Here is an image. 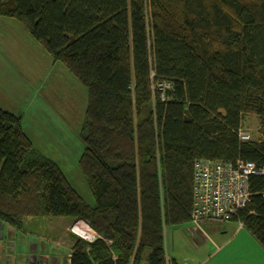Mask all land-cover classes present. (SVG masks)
I'll return each mask as SVG.
<instances>
[{"label":"trees","instance_id":"16d2710c","mask_svg":"<svg viewBox=\"0 0 264 264\" xmlns=\"http://www.w3.org/2000/svg\"><path fill=\"white\" fill-rule=\"evenodd\" d=\"M0 16L88 89L79 163L93 206L0 107V222L85 221L99 236L73 233L69 264H168L164 227L190 221L194 159L264 166V0H0ZM247 114L256 140L238 136ZM249 181L233 220L264 248V175Z\"/></svg>","mask_w":264,"mask_h":264},{"label":"rangeland","instance_id":"374dc122","mask_svg":"<svg viewBox=\"0 0 264 264\" xmlns=\"http://www.w3.org/2000/svg\"><path fill=\"white\" fill-rule=\"evenodd\" d=\"M87 106L88 89L69 68L54 60L20 20L0 16V107L20 116L21 128L34 148L53 160L86 204L93 206L79 163ZM242 122L250 138L258 139L257 117L247 114ZM73 223L68 216H30L20 229L9 230V224L0 227V264H68L74 230L80 236L89 232L86 225L80 231V221L73 230ZM213 225L218 229L205 227L204 233L196 232L203 225L195 229L190 222L166 225L167 263L174 259L177 264H264L259 248L246 240L262 246L247 229L239 228V221ZM223 225L226 232L219 228ZM146 255L142 264L147 263Z\"/></svg>","mask_w":264,"mask_h":264},{"label":"built area","instance_id":"2783aa9c","mask_svg":"<svg viewBox=\"0 0 264 264\" xmlns=\"http://www.w3.org/2000/svg\"><path fill=\"white\" fill-rule=\"evenodd\" d=\"M158 88L168 89L172 85L168 81L159 83ZM238 136L243 141L250 140V134L243 127ZM264 175V166H257L252 161L238 159L234 162L197 157L192 168V208L190 223L199 229L205 223H224L238 217L252 199L250 178ZM264 198V191L261 192ZM239 221V228L243 222ZM89 232L80 233L89 240L99 236L88 224ZM74 230V227H73ZM77 234V232L74 230Z\"/></svg>","mask_w":264,"mask_h":264},{"label":"crops","instance_id":"0c3cea01","mask_svg":"<svg viewBox=\"0 0 264 264\" xmlns=\"http://www.w3.org/2000/svg\"><path fill=\"white\" fill-rule=\"evenodd\" d=\"M80 222H84L85 224H87L85 221H83V220H79ZM77 222V221H76ZM76 222L75 223H73V225H72V227H75V224H76ZM6 224H8V223H6V222H0V227H2V228H4L5 227V225ZM10 226V225H9ZM89 226V225H88ZM205 227H208V228H210V229H212L213 231H215V230H217L218 229V227H216L215 225H213L212 223H205L204 225H203V227H201L200 228V230L199 231H196L197 233H204L205 232ZM91 228V227H90ZM219 228H221V230H223L224 232H226V229H227V226H225V225H223V226H221V227H219ZM92 229V228H91ZM9 230H11V226H10V228H9ZM93 230V229H92ZM242 232V229H240L239 230V233H241ZM75 233V232H74ZM238 233V234H239ZM246 243H250L253 247H256V248H259V254H260V257H261V259L262 260H264V249L262 248V247H259L258 245H257V243H255V241L252 239V241L250 240V239H248V240H246ZM228 245V244H227ZM72 246V245H71ZM220 252H222L221 250L220 251H218L215 255H214V257H215V259L219 256V254H220ZM70 255V254H69ZM213 257V255L212 256H210V258L207 260V261H209V260H211V258H214ZM206 261V262H207ZM68 264H69V259H68Z\"/></svg>","mask_w":264,"mask_h":264},{"label":"bare ground","instance_id":"6f19581e","mask_svg":"<svg viewBox=\"0 0 264 264\" xmlns=\"http://www.w3.org/2000/svg\"><path fill=\"white\" fill-rule=\"evenodd\" d=\"M84 230H85L84 224H80V231H84Z\"/></svg>","mask_w":264,"mask_h":264}]
</instances>
